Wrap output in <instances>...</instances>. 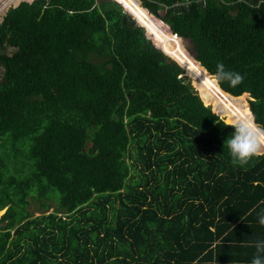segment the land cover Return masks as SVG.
I'll use <instances>...</instances> for the list:
<instances>
[{"label": "trees", "instance_id": "obj_1", "mask_svg": "<svg viewBox=\"0 0 264 264\" xmlns=\"http://www.w3.org/2000/svg\"><path fill=\"white\" fill-rule=\"evenodd\" d=\"M21 1L0 22V264H202L222 234L216 259L243 260L264 154L233 162L234 129L115 0ZM139 1L244 76L219 88L264 127V0Z\"/></svg>", "mask_w": 264, "mask_h": 264}, {"label": "bare ground", "instance_id": "obj_2", "mask_svg": "<svg viewBox=\"0 0 264 264\" xmlns=\"http://www.w3.org/2000/svg\"><path fill=\"white\" fill-rule=\"evenodd\" d=\"M21 0H0V21L3 13L10 6L18 4ZM126 5V9L137 18L141 25L148 29L150 23L154 20L150 14L141 6L137 0H117ZM122 5V4H121ZM157 26L163 33L159 43L161 50L171 56L176 62L182 65L184 72L193 80L198 94L205 105H211L218 113L220 105H223L224 112H219L220 117H226L229 123L237 117H244L249 114L248 104L245 100V95L238 98L231 97L228 94L220 92L219 86L217 87L211 76L201 68L197 61L192 60L181 47L178 37L170 34L167 27L160 20H156ZM219 88V89H218ZM217 96V97H216ZM251 114V113H250ZM252 115V114H251ZM229 119V120H228ZM264 151V145L261 146L258 152Z\"/></svg>", "mask_w": 264, "mask_h": 264}, {"label": "clouds", "instance_id": "obj_3", "mask_svg": "<svg viewBox=\"0 0 264 264\" xmlns=\"http://www.w3.org/2000/svg\"><path fill=\"white\" fill-rule=\"evenodd\" d=\"M25 2H28V1H25ZM11 8H15V7L13 6ZM131 16L136 20L135 16L133 15ZM170 34L172 33L170 32ZM210 75L217 86H219V84L222 81H228L230 86L235 87L239 85L240 83H242L244 79V76L241 75L240 73L232 71V70H226L225 65L222 62L217 63L215 73H212ZM251 114L249 113L248 115L242 118L237 117L233 120L231 127L234 129V131L225 141V143L227 144L229 148V152L233 158L234 163L236 162L246 163L251 156L257 153H260V154L262 153L258 151L261 148V146L264 145V127H260L259 125H257L255 123V118ZM257 216H258L259 223L262 226H264V210H261L257 214ZM255 249H256V252L253 255L251 264H264V240H257L255 243Z\"/></svg>", "mask_w": 264, "mask_h": 264}, {"label": "crops", "instance_id": "obj_4", "mask_svg": "<svg viewBox=\"0 0 264 264\" xmlns=\"http://www.w3.org/2000/svg\"><path fill=\"white\" fill-rule=\"evenodd\" d=\"M174 37H176V36H174ZM247 217L248 218L250 217L249 214H247L244 219H241L240 221H238V224L240 225L241 228H239L237 235L241 234V235H244L245 237H247V244L245 245V251L243 252V254H238V255H242L243 260L231 261L234 263H230V261H226L224 259V257L226 258V257H230V256L235 255V253L233 252V250L230 247L226 248L225 254L223 253V256H224L223 258H221L219 260L216 259L217 258L216 245L219 242L224 243L223 237L225 236V234H222L221 239L218 241H215L212 244V247H211L212 256H211V258H208V260L205 259L203 261L200 260L202 262V264H251V260L253 258V255L256 252L255 243L257 240H264V235H263V233L262 234L258 233L254 229L255 225L251 221H248ZM226 244H229V246H234L233 241H229ZM205 257H207V255H205Z\"/></svg>", "mask_w": 264, "mask_h": 264}, {"label": "rangeland", "instance_id": "obj_5", "mask_svg": "<svg viewBox=\"0 0 264 264\" xmlns=\"http://www.w3.org/2000/svg\"><path fill=\"white\" fill-rule=\"evenodd\" d=\"M24 1H26V0H24ZM31 1V0H30ZM138 2H139V5L141 6V4H140V1L139 0H137ZM20 2H22V1H20ZM119 2V1H118ZM122 5H124L122 2H120ZM17 5V4H16ZM15 6V5H14ZM125 6V8L127 7L126 5H124ZM11 7H13V6H10V7H8V9L9 8H11ZM8 9H6V11L3 13V15L1 16V20H2V18L4 17V15H5V13L7 12V10ZM125 11L129 14V11L127 10V9H125ZM147 11V10H146ZM150 14V13H149ZM150 16L154 19L151 23H150V25H149V27H148V29H146L143 25H141L140 24V22L137 20V18H136V22L140 25V26H142L144 29H145V34H146V36L149 38V39H151L152 40V42L155 44V41L154 40H156V41H160V39H161V37H162V35H163V33L161 32V29L159 28V26H157V23H156V20L158 19V18H156V17H154L153 15H151L150 14ZM1 22V21H0ZM165 25V24H164ZM166 26V25H165ZM167 27V26H166ZM167 29H168V27H167ZM169 31V30H168ZM182 41H183V43L181 44V47H182V49L186 52V54H188L189 55V57H191L192 58V60H194V58L192 57V53H191V51H190V45H191V43L189 42V40L188 39H186V38H182ZM182 41H180V42H182ZM165 54H166V52H165ZM169 59H171V60H173L174 62H176V60H174L173 58H171V56H169V55H166ZM179 66H181L182 67V65L181 64H179L178 62H176ZM183 69V68H182ZM184 70V69H183ZM1 74H2V69H1V67H0V78H1ZM184 74H185V72H184ZM183 74V75H184ZM188 77V76H187ZM190 78V77H189ZM191 79V78H190ZM191 82H192V84H193V86H195L194 85V82H193V80L191 79ZM196 88V87H195ZM196 90H197V88H196ZM198 92V91H197ZM245 100H246V102H248L249 103V98H247V96L245 95ZM247 103V104H248ZM209 105V104H208ZM221 106V108L223 109V105H220ZM220 108V107H219ZM214 109V108H213ZM215 111V110H214ZM220 118H222L223 120H224V122L225 123H229V122H226L227 121V118L226 117H220ZM229 120V119H228ZM233 123V122H232ZM0 150H2V149H0ZM261 154H264V151L261 153ZM22 156V153L16 158V161H15V164H17V161H18V159L20 158ZM13 158H10L9 160H7V163H10V165L11 166H17V165H15L13 162ZM19 174V173H18ZM14 175V174H13ZM28 201H29V203H28V205H27V207H26V209L28 210V212H29V214L31 215V216H34V217H36V216H38V215H40L41 214V212H42V209H41V206H40V203H41V201H39V200H34V199H31V198H29L28 199ZM44 204H50L51 206H55V203H54V201H49V202H44ZM2 212L3 211H1L0 212V216H1V214H2ZM49 212H51V209H50V211Z\"/></svg>", "mask_w": 264, "mask_h": 264}, {"label": "water", "instance_id": "obj_6", "mask_svg": "<svg viewBox=\"0 0 264 264\" xmlns=\"http://www.w3.org/2000/svg\"><path fill=\"white\" fill-rule=\"evenodd\" d=\"M32 1V0H31ZM115 1H117V0H115ZM28 2H30V1H28ZM118 2V1H117ZM118 3H120V2H118ZM121 4V3H120ZM19 5V3L17 4V5H15L14 7H17ZM122 7H123V9L125 10L126 8H125V6L124 5H121ZM130 13V12H129ZM131 15H132V13H130ZM175 36V35H174ZM189 42L191 43V41L189 40ZM157 47V46H156ZM190 51H191V53H192V57L194 58V60H195V57L197 56V54H196V51H195V49H194V47H193V45H192V43H191V45H190ZM164 54H165V52L164 51H162ZM167 55V54H166ZM205 70V69H204ZM207 72V71H206ZM207 74H208V76H211L208 72H207ZM184 75H186V76H188L186 73L184 74ZM189 77V76H188ZM195 87V86H194ZM221 90V89H220ZM222 91V90H221ZM222 92H224V91H222ZM225 93V92H224ZM227 94V93H226ZM243 94H247V93H243ZM242 94V95H243ZM230 96V95H229ZM217 97V96H216ZM233 98V97H232ZM205 105V104H204ZM208 106H210V108H211V110H212V112H214L216 115H218V114H220L219 112H224V110L222 109V108H219L218 109V113L217 112H215L214 110H213V108H212V106L211 105H208ZM248 107H249V110H250V104L248 103ZM219 116V115H218ZM227 124H230L231 125V123H227Z\"/></svg>", "mask_w": 264, "mask_h": 264}]
</instances>
